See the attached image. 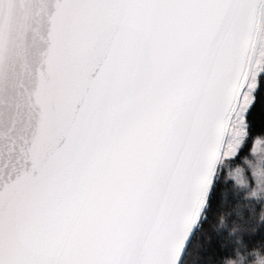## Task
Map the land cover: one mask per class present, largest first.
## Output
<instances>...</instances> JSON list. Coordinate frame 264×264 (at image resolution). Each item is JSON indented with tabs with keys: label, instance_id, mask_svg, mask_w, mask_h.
<instances>
[{
	"label": "snow or ice",
	"instance_id": "1",
	"mask_svg": "<svg viewBox=\"0 0 264 264\" xmlns=\"http://www.w3.org/2000/svg\"><path fill=\"white\" fill-rule=\"evenodd\" d=\"M0 264H264V0H0Z\"/></svg>",
	"mask_w": 264,
	"mask_h": 264
}]
</instances>
